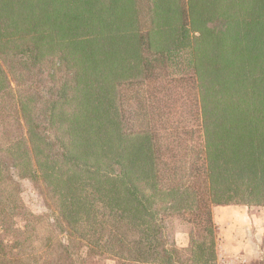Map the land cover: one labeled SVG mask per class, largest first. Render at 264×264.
<instances>
[{
	"label": "trees",
	"instance_id": "obj_1",
	"mask_svg": "<svg viewBox=\"0 0 264 264\" xmlns=\"http://www.w3.org/2000/svg\"><path fill=\"white\" fill-rule=\"evenodd\" d=\"M1 181L0 264H216L213 208L264 206V0H0Z\"/></svg>",
	"mask_w": 264,
	"mask_h": 264
},
{
	"label": "rangeland",
	"instance_id": "obj_2",
	"mask_svg": "<svg viewBox=\"0 0 264 264\" xmlns=\"http://www.w3.org/2000/svg\"><path fill=\"white\" fill-rule=\"evenodd\" d=\"M0 183L1 188H4L6 182L1 181ZM21 189V198L29 210L39 214L48 210L47 200L39 193V188L33 182L23 181ZM5 203L10 206L9 200H6ZM262 207L264 206L250 205V215L255 216L258 212L262 219L259 218L251 224H246L235 232L228 227L227 232L218 235L216 264H227L230 261L235 264H264V222L262 221L264 214L261 212ZM227 218L228 215L225 216V219ZM54 223L53 220L44 223L40 229L41 234L61 237V230ZM17 224L21 227L23 219L18 217ZM193 229L192 224L176 216L167 221V232L174 239L176 245L183 250L190 245V233ZM194 232L197 234V231ZM186 255L183 257L184 259ZM86 264H118V262L107 256L92 255L87 259Z\"/></svg>",
	"mask_w": 264,
	"mask_h": 264
},
{
	"label": "crops",
	"instance_id": "obj_3",
	"mask_svg": "<svg viewBox=\"0 0 264 264\" xmlns=\"http://www.w3.org/2000/svg\"><path fill=\"white\" fill-rule=\"evenodd\" d=\"M261 212L264 214V207H262ZM213 215L219 236L227 232L228 227L235 232L240 227L251 224L261 218L258 212L255 216L253 214L250 215V206L248 205H218L213 208ZM226 215H228L227 219H225ZM262 221L264 222V218Z\"/></svg>",
	"mask_w": 264,
	"mask_h": 264
},
{
	"label": "built area",
	"instance_id": "obj_4",
	"mask_svg": "<svg viewBox=\"0 0 264 264\" xmlns=\"http://www.w3.org/2000/svg\"><path fill=\"white\" fill-rule=\"evenodd\" d=\"M226 264V263H225ZM227 264H235V263H232L231 261L230 262H227Z\"/></svg>",
	"mask_w": 264,
	"mask_h": 264
}]
</instances>
